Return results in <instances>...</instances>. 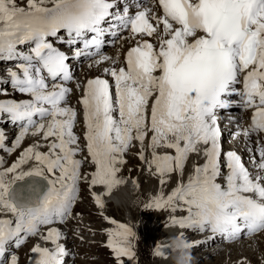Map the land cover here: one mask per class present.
<instances>
[{"label":"snow or ice","instance_id":"snow-or-ice-1","mask_svg":"<svg viewBox=\"0 0 264 264\" xmlns=\"http://www.w3.org/2000/svg\"><path fill=\"white\" fill-rule=\"evenodd\" d=\"M49 3L51 7L46 6ZM158 5L160 16L151 8L129 16L127 9L113 11L116 0H27V9L18 7L17 0H0V59L20 61L19 73L9 70L10 82L16 91L31 97L23 102L0 101V115L21 129L12 150L29 133L52 141L46 153L37 150L40 144L30 146L0 171V210L14 217L0 219V264H8L9 259L10 264H18L15 255L5 258L7 244L15 241L19 248L42 227H49L43 239L55 247L34 246L32 264H66L69 253L59 243L62 233L53 225L64 223L71 214L84 161L76 158L82 151L73 131L78 113L67 106L72 89L65 85L74 78L70 57L48 38L59 39L63 33L70 48L82 44L74 58L98 57L93 64H117L118 56L101 52L105 36L112 34V21L130 32L136 45L126 53V67L104 69L114 85L95 77L83 88L79 103L84 139L96 169L90 185H103L105 194H110L123 182L116 165L126 163L123 157L133 141L140 143L139 158L144 160L149 132V171L155 168L161 185L168 182L166 176H182L190 155L199 153L203 145L205 162L194 168L188 182L167 197L161 192L148 207L175 212L177 204L186 206L179 210L187 211V217L173 219V226L207 229L230 242L264 232V146L258 149L259 160H254L258 172L253 177L241 156L223 153L218 123V110L254 108L250 128L235 135L248 141L251 135L264 133V0H158ZM145 36H155L158 48L143 40ZM117 38L123 37L117 34ZM190 38L194 39L190 42ZM19 45L34 46L25 53ZM242 74L241 91L236 85ZM236 96L239 104L230 99ZM3 140L0 133V145ZM159 148L175 154L159 155ZM222 159L227 175L222 172ZM29 162L33 166L25 171ZM93 200L104 207L101 197L93 195ZM107 222L116 228L107 233V246L117 260L134 259L133 229L115 220ZM168 249L156 245L153 255L164 257L170 254Z\"/></svg>","mask_w":264,"mask_h":264},{"label":"rangeland","instance_id":"rangeland-1","mask_svg":"<svg viewBox=\"0 0 264 264\" xmlns=\"http://www.w3.org/2000/svg\"><path fill=\"white\" fill-rule=\"evenodd\" d=\"M237 111H239V108L237 109ZM225 131H231V129L229 128L226 129ZM131 155L132 157L130 158L129 162L131 161L133 165L138 164L139 161L136 158H133V154ZM145 155H146V160L140 163L141 167H143L144 171L146 172V177H143L142 179L144 181L142 192H144L145 196L141 195L139 200L138 197L135 196L134 203L136 204L138 200V204L135 206L134 210L130 207L127 208L116 207V205H114L111 202L105 204L103 208H99L97 207L96 203L91 201L88 197L85 198L84 202L80 206L81 210L84 212V215L80 218V220H78V222L80 223L83 221H87L88 219V227L92 229V232L95 235H88L87 238L88 240L91 241L92 244L96 245L90 247L88 245H85L84 243L78 245L80 250L84 251L85 253L87 252L92 253L93 255L92 260H89L88 258H84L79 261L80 264H119L118 263L119 260L116 259L115 262V259L113 258V255L115 254L113 253L112 249H110L107 246L108 241L110 239L107 233L116 231L115 225L108 223L107 221L114 219L116 220V218L120 219L121 222L126 226L131 227L133 229V232L135 233V236L131 240L133 251L135 252V257L131 261H129L127 257L120 258V260H123L122 264H136V262L137 264H169V262L170 264H176L175 253H173L171 249L167 250L170 254L164 257H156L153 255L154 247L156 245H159L162 248H168V247H163V244L169 242L174 237L177 236L184 237L185 235H188L186 233L188 231L186 230V228H183V231H180V226L174 227L172 225L170 221L171 220L170 215H172L173 211L157 210L155 208L148 207V205L153 200V198L150 199L151 197H153L151 196L150 193H152V190L154 189V185L150 180L151 172L148 171L149 162L152 160V156L150 153H146ZM189 160L190 159H188L186 162V166L182 176L177 173L171 175L170 177L169 176L164 177L165 179H168L167 180L168 182L164 185L166 189L174 190L180 184L187 182L189 175L191 176L192 171L194 172V168L197 167V165H194L193 167V165L189 162ZM136 169L138 172H140L139 168ZM123 171L124 170L122 169L119 172H123ZM138 172H136V174L134 175H136L138 178H141L143 175ZM157 179H161V177L157 175ZM136 183H137V179H136ZM136 190H137V185L135 191ZM133 197L134 196H132V198ZM178 212L182 214L187 211L184 212L178 211ZM105 218H107V220ZM182 218L183 215L179 219L181 220ZM81 227L84 228L83 225H81ZM170 235H173L174 237ZM262 241L264 244V240ZM258 244L260 245V243H257V249H258ZM200 249L195 254V256L191 255L192 259L189 261V264H216V263L227 264L226 263L227 260L223 258L219 260L211 258L209 261L206 260L205 263L201 262V258H204L205 254L202 255L203 253H199ZM209 249H210L209 246L205 247L204 249L205 253ZM190 250H192V248H190ZM194 250L196 249L194 248ZM28 254H29V250H26L24 252V255L22 256L23 258L21 264H23L24 261L27 260ZM234 257L235 258H232L233 259L232 264H237L240 260L236 258V255H234ZM260 258H263V256H260ZM260 258L257 261L253 260L250 262L248 260V262L250 264H260L259 263ZM239 264H242V262L240 261Z\"/></svg>","mask_w":264,"mask_h":264},{"label":"bare ground","instance_id":"bare-ground-1","mask_svg":"<svg viewBox=\"0 0 264 264\" xmlns=\"http://www.w3.org/2000/svg\"><path fill=\"white\" fill-rule=\"evenodd\" d=\"M197 36H201V35H198V33H197ZM191 39H194V38H190V42H191ZM233 110L236 111V109H233ZM230 132L231 131H224L222 134L223 139L226 138V136H228L230 134ZM151 135H152V133L149 132L148 136L146 137L144 142L147 144V147H148L145 149V154L150 153L152 156V150L149 148ZM33 141H36V140H33ZM26 147L27 146L25 145L22 147V149L25 150ZM204 147L205 146L200 145L199 146V153H194V154L190 155L189 162L193 165V167H194V165L201 166L205 162V157L202 154ZM156 151L159 155H165V154L174 155L175 154L174 150H169V149H165V148H159ZM135 152H136V150H133L130 153L134 155ZM145 160H146V158H145ZM129 164L133 165V163L131 161L129 162ZM32 166H33V162H29L28 164H26L24 166V170L26 171V170L30 169ZM148 171H149V167H148ZM136 172H138V171L136 169H134L132 171V174H136ZM150 172H151L150 180L154 185V189L152 190V193H150L151 196H153V197H151L150 199L156 197L161 192L163 193V195L165 197L170 195L171 192L173 191V189H166L164 187L165 184L164 185L160 184V179H157V174H156L154 167L152 168V170ZM138 173L142 174L143 176L141 178H139L141 181V188L139 190L137 189L135 191L136 185L137 186H138V184L140 185V182L138 181V179H137V183H136V178H131V177L122 178V176L127 175V173L124 171L118 172V179H120L123 182L120 185H118L117 187H115L114 188L115 191H112L110 196H109V200L114 205H116V207H121V208L130 207L134 210L135 206L138 203V200L141 197V195L145 196L144 192H142V187L144 185V183H143L144 181L142 179H143V177H146V172L144 171L143 167H141V171ZM192 174H193V171H192L191 175ZM189 177H190V175H189ZM10 180H11V178H10ZM165 180H168V179H165ZM187 182H188V180H187ZM187 182H185L183 184H186ZM218 182L223 185V183H224L223 178H218ZM103 189L106 190L105 187H103ZM132 196H134V197L132 198ZM135 196L138 197L136 204L134 203ZM183 207H186V206H183L181 204H177L178 210L173 212L172 215H170V217H171L170 221H172L173 219L180 220L179 218L182 217V215H183L182 219H185L187 217V212L182 213V214L178 212V211L184 212V211L179 210L180 208H183ZM175 226L179 227V225H175ZM186 230L188 232H186V231L185 232L189 236L185 235L184 237H187L185 239L188 242H190V245H191L190 248H192V250H190L191 255L195 256V254L198 252V250L200 248L204 247V248L200 249V251L201 250H203V251H201V252L199 251V253H203L202 255L205 254V257L201 258V262H203V263H205L206 260L209 261L211 258L217 259V260L223 258V259L227 260V262H226L227 264H232V260H233L232 258H235L234 255H236V258L239 259L242 262V264H247L248 260L250 262L253 260L257 261L260 258V256H264V244L262 241V240H264V233H262L260 236H258L256 240H252V241L246 240L245 235H243L241 238H239L235 241H231V243H229V242H227L228 240H226L224 237H222L220 235H215L214 239H210V238H208V235H203L201 233V231H199L195 228H186ZM180 231H183V228L180 227ZM177 234H178V232H177ZM173 235H174V233H173ZM173 235H170V236H173ZM258 240L260 241V245L258 244V249H256L255 242H257ZM224 241H226V243L221 244ZM210 244H212V245L210 246ZM215 244H219V246H216ZM208 246L210 247V249L205 253L204 249H205V247H208ZM194 248L196 250H194ZM172 259H173V257H172ZM191 262H193V261H191ZM169 264H170V262H169Z\"/></svg>","mask_w":264,"mask_h":264},{"label":"clouds","instance_id":"clouds-1","mask_svg":"<svg viewBox=\"0 0 264 264\" xmlns=\"http://www.w3.org/2000/svg\"><path fill=\"white\" fill-rule=\"evenodd\" d=\"M175 253L176 264H189L192 259L190 252V242L183 239L182 236L172 238L168 244L164 245Z\"/></svg>","mask_w":264,"mask_h":264}]
</instances>
